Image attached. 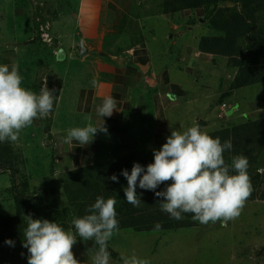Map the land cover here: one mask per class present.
I'll return each mask as SVG.
<instances>
[{"label": "rangeland", "instance_id": "obj_1", "mask_svg": "<svg viewBox=\"0 0 264 264\" xmlns=\"http://www.w3.org/2000/svg\"><path fill=\"white\" fill-rule=\"evenodd\" d=\"M127 2H131L134 9L118 10V18L123 19L127 15L126 19L140 21L141 36L137 33L113 38L102 28L100 38L91 46H85L81 43L73 17L79 0H0V65L6 63L8 53H13L23 78L21 86L37 94L47 86L49 90H54L56 97L71 58H78V54L83 52L90 54L88 60H104L111 53L124 52L125 46L141 42L150 51L155 68L162 71L169 67L170 73L181 81L190 96L196 98L195 104L184 105L178 115L171 116V131L187 130L194 123L204 121L208 125L201 130L211 133L229 124L247 121V116L252 120L264 118V82L235 90L223 103L227 106L222 108L223 104L215 101L229 91L236 68L230 66L224 69L215 62V66L210 68L200 65L198 72L191 77L179 72V68L186 67L182 58H187L184 54L187 47H196L195 38L200 34L199 28L186 30L183 34L190 19L185 20L181 13L166 15L168 19H165L164 0ZM17 9L24 11L22 17L14 13ZM261 21L263 25L264 18ZM214 33L221 35L216 30ZM56 104L55 98L51 113L35 119L31 126L21 130L16 142H11L18 168L16 185L21 190L26 182V194L31 197L24 205L26 212H23L24 219L20 221L25 225L24 229L27 228L29 214L37 215L51 206L56 210H67L64 221L68 227L65 230L75 231L72 221L77 218L76 211L70 205L63 182L66 173L74 169L73 158L68 156L66 143L63 142L67 133L57 131L53 126ZM230 110H233L234 116H227ZM180 117L185 119L179 120ZM144 120L142 127L133 130L127 137L104 139L98 162L124 161L139 150L156 149L157 142L152 137V117H144ZM180 122L183 123L181 126ZM255 152L260 154L262 151L257 148ZM259 158L253 162L255 170L264 168V153ZM98 170H102L99 164ZM11 173L7 168L0 171V219L17 213L16 200L8 192L14 184ZM260 182V186L257 180L252 182L256 198L246 201L239 217L228 221L226 226H222L220 221L207 225L198 222L195 227L166 231L135 232L127 229L114 232L108 245L118 257L111 256L109 264H122V256L133 254L148 259L151 264H264V173ZM22 233L21 239L15 234L14 246H0V264H28L29 253L23 247ZM93 244L94 240L84 242L77 237L73 252L81 264H92V253L88 250Z\"/></svg>", "mask_w": 264, "mask_h": 264}, {"label": "clouds", "instance_id": "obj_2", "mask_svg": "<svg viewBox=\"0 0 264 264\" xmlns=\"http://www.w3.org/2000/svg\"><path fill=\"white\" fill-rule=\"evenodd\" d=\"M22 79L15 62L0 65V142H16L22 129L31 126L35 119L46 117L53 109L54 90L44 86L37 94L22 87ZM96 83L92 81L93 86ZM117 103L115 98L107 97L98 108L99 116L110 117L116 111ZM98 132H107L104 121L100 127L88 123L84 127L68 129L63 142L77 141L84 147ZM165 139L159 150L153 149L154 161L146 168L134 163L130 174L127 169L121 171L127 180L124 189L127 202L134 207L140 206L138 186L161 198V211L176 220L183 219L182 213H192L193 220L201 224L220 221L226 226L228 221L238 218L253 187L247 157L235 156L231 165L225 163L223 154L232 149L231 139L221 143L219 137L213 138L202 131L198 123L187 130H172ZM230 171L236 174H230ZM257 171L264 173V168ZM108 179L119 182L115 174ZM169 181L171 183H167ZM161 185H165L163 190L156 191ZM116 203L115 198L98 196L86 209V215L72 221L75 231L65 230L57 222L47 219H33L29 214L23 244L29 253L28 264H81L73 252L77 237L84 242L94 240L88 250L92 253V264H109L108 241L119 230ZM5 243L14 246L12 240ZM121 260L123 264H151L148 259L135 254L122 256Z\"/></svg>", "mask_w": 264, "mask_h": 264}, {"label": "trees", "instance_id": "obj_3", "mask_svg": "<svg viewBox=\"0 0 264 264\" xmlns=\"http://www.w3.org/2000/svg\"><path fill=\"white\" fill-rule=\"evenodd\" d=\"M264 0H164L163 12L166 15H175L195 10L203 12V18L207 20L208 28L220 32V36L203 37L199 44V49L203 53L216 56L228 57L229 66L237 69L236 76L230 84L229 91L222 94L218 104H223L231 94L238 89L264 82V24L261 25L264 18ZM118 18L114 25V32L109 37L122 36L128 33V25L132 19ZM132 34V33H131ZM137 34L136 33H133ZM141 43V42H140ZM136 44H139L136 42ZM58 54V53H57ZM9 58L13 53L7 54ZM78 56H82L79 53ZM10 58L9 60H11ZM9 63V61H8ZM7 64V63H5ZM10 64V63H9ZM61 84L58 86V94ZM56 96V102L57 97ZM227 106L223 104V106ZM222 106V107H223ZM244 123L229 124L217 131L208 133L213 138L219 137L221 143L231 139L232 149L225 150V163L231 165L235 156L243 155L249 162L248 174L251 183L257 180L259 186L262 184L261 177L263 173L255 170L253 162L264 153V118L252 120L248 118ZM200 127L208 124L204 121L199 123ZM164 137L158 140L156 150L166 142V137L170 135L168 126L164 127ZM68 156H72L69 144H65ZM262 151L260 154L255 152L256 149ZM16 152L12 148L10 141L0 142V171L7 168L13 176V186L10 192L17 203V213L13 217H3L0 219V246L8 245L6 240L22 238V232L25 233L24 227L20 222L24 219L23 212H26L24 205L30 200L26 194L27 183H23L21 190H18L15 176L18 173L17 162L15 160ZM260 160V158H259ZM154 161L153 150L142 149L130 154L124 161H100L97 158L87 165L79 164L77 157L72 161L74 169L66 173L64 187L68 194L70 205L76 211V216L83 217L86 215V209L95 203L96 198L103 197L115 198L117 220L119 230L132 229L135 232H152L166 231L176 228H190L198 225L199 221L193 220L192 213H182L183 219L176 220L169 214L162 212L159 200L155 197L153 191L140 189L137 186V195L142 200L138 207L129 204L124 195V189L127 187V180L121 175V171L127 169L129 174L134 163H139L145 167ZM98 164L102 170H98ZM116 173L118 183L108 179ZM230 174H236L230 171ZM143 175V173H142ZM171 183V181L167 182ZM255 184V183H253ZM165 185L158 186L156 191H161ZM40 197V196H39ZM138 197V199H139ZM256 198L254 190L247 201H253ZM264 199V195L262 197ZM33 207L31 212L33 211ZM67 210H56L51 206L45 207V210L39 214H33V219H47L57 222L64 229V216ZM40 216V217H39ZM159 224V228H157ZM26 242L25 238L23 243ZM108 250L112 258L117 259L118 254L109 245ZM123 264V261H121Z\"/></svg>", "mask_w": 264, "mask_h": 264}, {"label": "crops", "instance_id": "obj_4", "mask_svg": "<svg viewBox=\"0 0 264 264\" xmlns=\"http://www.w3.org/2000/svg\"><path fill=\"white\" fill-rule=\"evenodd\" d=\"M133 6L131 2L126 3V0H79L73 17L81 42L83 41L85 46H91L100 38L102 28L112 34L118 10L134 9ZM14 13L22 17L24 11L17 9ZM181 14L185 16V20H191L188 27L183 29V34L186 30L197 28L200 34L195 38L196 47H187L184 53L187 54V58H182L186 67L179 68V72L191 77L198 72L200 65L210 68L215 66V62L221 64L224 69L230 67L227 63L228 57L203 53L199 49L203 37L217 36L215 30L208 28L203 12L195 10ZM164 18L168 19L166 14ZM136 32L141 36L140 21L132 19L125 35L133 36ZM80 57L71 58L66 65L53 120L54 129L64 133L70 128L84 127L88 123L100 127L104 121L107 132H98L89 145L81 147L77 141L69 144L73 160L77 157L80 165L92 163L98 157L104 139L111 136L127 137L133 130L142 127L144 117L147 116L152 117V137L158 142L164 137L165 126H168L171 134V116L178 115L182 106L196 103V98L190 96L181 81H177L170 73L169 67L162 71L155 68L152 55L145 43L125 46L124 52L111 53L104 60H88L90 54L83 52ZM10 58L12 59L9 60ZM10 58L7 57V65L15 62L14 54ZM93 80L97 82L95 86L92 84ZM109 96L118 102L116 111L110 117H101L98 108ZM226 114L235 115L233 110ZM183 119L185 117L179 118ZM182 124L180 122V126Z\"/></svg>", "mask_w": 264, "mask_h": 264}, {"label": "built area", "instance_id": "obj_5", "mask_svg": "<svg viewBox=\"0 0 264 264\" xmlns=\"http://www.w3.org/2000/svg\"><path fill=\"white\" fill-rule=\"evenodd\" d=\"M223 107H225V105Z\"/></svg>", "mask_w": 264, "mask_h": 264}]
</instances>
